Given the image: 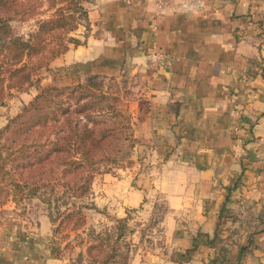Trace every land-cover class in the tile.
I'll list each match as a JSON object with an SVG mask.
<instances>
[{"label": "crops", "instance_id": "0c3cea01", "mask_svg": "<svg viewBox=\"0 0 264 264\" xmlns=\"http://www.w3.org/2000/svg\"><path fill=\"white\" fill-rule=\"evenodd\" d=\"M88 9L81 44L50 68L67 83L127 79L141 168L135 181L136 166L104 173L101 196L114 200L96 205L124 217L152 190L163 197V245L134 264H264V0ZM0 216V264H61L54 243L39 246L16 214Z\"/></svg>", "mask_w": 264, "mask_h": 264}, {"label": "trees", "instance_id": "16d2710c", "mask_svg": "<svg viewBox=\"0 0 264 264\" xmlns=\"http://www.w3.org/2000/svg\"><path fill=\"white\" fill-rule=\"evenodd\" d=\"M93 1L0 0V105H5L15 90L20 91L39 82L33 99L12 119L5 131L12 128L11 132L21 134L27 129L21 123L26 122L28 136L38 134L45 138L43 144L33 145L34 149L29 147L32 150L28 152L25 151L27 145L19 144L16 139L1 145L0 184L7 183L9 190L6 195L13 200L32 195L46 200L42 189L48 186L54 192L61 178L67 179L61 183L64 187L62 193L80 198L90 191L100 163L109 167L119 166V155L123 157L122 147L126 142L129 151L133 150V126L124 105L125 98L115 94L111 86L105 90H91L87 83H67L60 74L61 70L50 68V63L63 55L71 43L81 44L70 34L82 25L89 26V9L85 3ZM43 3H47L48 17L38 19L32 30L19 32L12 22L36 15ZM44 68L53 74L52 83L47 85L41 84ZM66 93L77 96L75 108L63 106ZM83 97L93 98L101 104L83 107ZM104 115L110 120H101ZM16 125L19 126L17 129ZM79 182L81 186H78ZM2 187L0 191H3ZM81 208H67L62 214L61 227L55 231H60L62 225H68L81 215ZM84 215L83 221H78L81 227L86 224ZM128 220L129 213L115 218L118 225L97 234L90 228L97 239L103 240L101 245L89 246L91 264H120V259L125 260L121 264H128L133 250L132 243L123 245Z\"/></svg>", "mask_w": 264, "mask_h": 264}, {"label": "rangeland", "instance_id": "374dc122", "mask_svg": "<svg viewBox=\"0 0 264 264\" xmlns=\"http://www.w3.org/2000/svg\"><path fill=\"white\" fill-rule=\"evenodd\" d=\"M85 6L89 7V3H85ZM38 10L39 12L31 18L23 21L14 20L12 24L19 32H28L32 30L35 28L36 21L38 19L47 18L50 13L47 10V3L40 5ZM80 34H83V25L80 26L76 32L71 33L70 37L76 38L82 42L83 37H79ZM52 76V72L44 68L41 71V84H50L53 81ZM38 83L39 82H34L33 85L27 86L20 91L15 90L14 95L8 98L7 103L5 105H0V147L3 144H9L14 139H16L19 144L25 143L27 145L25 151L27 152L32 150V148L29 147H32L35 144H43L45 140L44 137H39L38 134H34L33 136L27 135L29 126L26 122L21 123L23 128H27L26 131H23L21 134L11 132V130H13L12 128L10 131H5L7 125L12 121V119L16 118L23 111V108L33 99L37 93ZM87 84L90 86L91 90H105L106 87L111 86V90L115 94H119V96H122L123 98L126 96V90L123 89L127 86L126 78L109 81L108 83L104 82L103 79H95L90 80ZM63 98L64 107L70 106V109L75 108L77 96H70L66 93ZM81 103L83 104V107H86V105L90 106L93 103L96 105L101 104L93 98L85 97H83V101H81ZM84 115L85 113H83V116ZM104 118L108 121L110 120V118L105 115L101 118V120ZM100 126L103 128L102 125ZM18 127L19 126L16 125V129ZM122 149L124 155L123 157L119 155L120 165L109 167L106 166V164L103 165L100 163V170L94 174V180L90 191L85 195L80 196V198H73L70 197L69 194L65 195L62 193L64 187H62L61 183L67 180H62V178L60 179L61 183L56 185V190L54 192L48 186L42 189V194L46 193V196H44L46 200H42L36 195L24 197L22 200H13L10 196L8 197L6 195L8 192L7 190H9V187H6L7 183L4 182L3 184H0V188L3 186V191L2 189L0 191V214H16L18 224L27 232L33 233V236L35 235L34 238L39 246L42 245L43 247L49 242L54 243L57 248L56 256L61 260V264L93 263L88 248L91 244L101 245L103 242L102 239H97L94 236L93 231L97 234L106 228L118 225L115 218L120 217L117 212H113L111 209L112 207H98L96 205V200H114L110 196H101L102 189L99 188V184L101 182L100 177L106 172L117 173L118 170H121L118 171V175L124 176L128 174L126 170L123 171L125 167L136 166L137 169L131 170V173H129L131 177H135V181V179H138V171L141 168L139 167V162L137 161L141 159L134 155L133 150L132 152L129 151V145L127 142ZM59 177L61 176L58 175V178ZM81 185L82 184L79 182L78 186ZM146 200L147 202L144 206L137 207L129 212L126 239L123 241L124 246L125 243H132L131 247L133 250L129 256L128 264H134V262H138L139 259H145L151 253H157L163 245L160 218L165 210L164 199L158 192L152 190L148 194ZM77 207H82V214L73 218L68 225H62V229L60 228V231H55V229L60 226L62 214L66 211V209L70 208L72 210ZM83 213L85 214L86 224L81 227L78 225V221H83ZM90 228L93 229V231L90 230ZM87 233H89V235ZM120 260V264L123 262L125 263V260Z\"/></svg>", "mask_w": 264, "mask_h": 264}, {"label": "built area", "instance_id": "2783aa9c", "mask_svg": "<svg viewBox=\"0 0 264 264\" xmlns=\"http://www.w3.org/2000/svg\"><path fill=\"white\" fill-rule=\"evenodd\" d=\"M165 62H166V60H165ZM165 62H164V63H165ZM164 63H163V64H164Z\"/></svg>", "mask_w": 264, "mask_h": 264}]
</instances>
